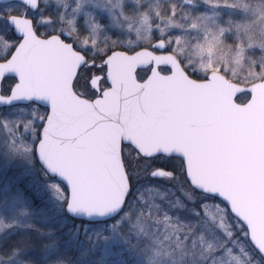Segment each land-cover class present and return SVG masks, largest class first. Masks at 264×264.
Masks as SVG:
<instances>
[{
  "label": "snow or ice",
  "instance_id": "snow-or-ice-1",
  "mask_svg": "<svg viewBox=\"0 0 264 264\" xmlns=\"http://www.w3.org/2000/svg\"><path fill=\"white\" fill-rule=\"evenodd\" d=\"M0 264H264V0H0Z\"/></svg>",
  "mask_w": 264,
  "mask_h": 264
}]
</instances>
